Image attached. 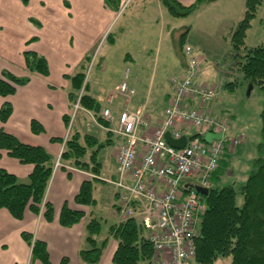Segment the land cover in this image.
<instances>
[{
	"label": "crops",
	"instance_id": "obj_1",
	"mask_svg": "<svg viewBox=\"0 0 264 264\" xmlns=\"http://www.w3.org/2000/svg\"><path fill=\"white\" fill-rule=\"evenodd\" d=\"M29 1L27 3H23L21 0L0 1V72L3 69H7L19 76H30L29 82L17 87L14 94L7 97L0 96V106L6 100L12 105L10 117L6 122H0V127L15 134L23 142L45 147L48 152L57 158L58 154L63 149V144L60 141L52 139L54 137L62 138L65 135V119L69 117L73 107V103H70L67 95L70 90L68 77L79 70V66L84 59V53L86 51L90 52L91 47H93L95 43L93 44L94 40H92V33L89 34V26L87 27L88 32L85 34L83 32L84 24L81 22L78 25V29L74 28V30L78 32L73 30L65 34L66 37L69 36L68 38H70V40L74 39V51H68V43L65 41L66 48L62 52L60 51L61 49L53 52L55 54L53 64L50 63L51 61L48 54L42 50V47L39 49L34 45L31 48H27L44 55L49 63V74L47 76L29 72L26 69L23 58L24 46L29 47V43L31 42V44L37 43L39 41L38 36H31L30 33H23L20 35L16 33H5V28L7 26L14 25L11 23L13 19H7L5 15H9L14 9H25ZM72 1L74 3L78 0ZM178 1L183 5H189L196 0ZM158 2L163 6L160 0H158ZM13 3L16 4L15 7L12 6ZM61 4L60 10L61 17L63 18V15H69L71 6L69 0H61ZM205 4L206 3L201 6ZM103 5L102 3V8H104ZM38 8L39 10L44 8L43 1H40ZM78 9L80 8L76 7V10ZM106 12H108V10ZM109 13L111 15V12ZM42 14L43 13H41V15ZM26 18L25 21L28 28L32 27L34 21V24H39V27H42L40 20L35 18L33 14L27 15ZM32 19L35 20L33 21ZM103 32L102 35H104ZM55 33L58 34V30H56ZM108 33L110 38L113 39L110 32ZM100 34L101 33H98L96 35L95 40L100 37ZM106 35L104 37L105 39ZM31 38L34 39L30 40ZM46 39L48 40L47 47L50 42H52L50 48L53 47L54 42L50 41L49 38ZM158 55L159 52L155 56L157 57ZM123 56L135 57V53L130 49L126 51ZM181 70L182 69H179L177 73H182ZM134 72H136V70H134ZM199 80L203 82V80ZM128 83L137 91L138 83H133L130 76ZM167 85V89L165 91L161 90L160 95L152 102L149 100L151 93L146 99L138 93L130 99H126L118 92L117 95L107 94L102 87H94L93 89L91 85H89V90L96 100L100 102L101 108L108 107L114 114H117L124 108L132 111L139 108L145 109L151 120L152 128L156 125L157 121L163 117V110L165 108H158L156 101L165 100V104L167 105L168 103L171 89L169 82H167ZM218 100V104H220L219 112H221L222 115L228 114V118L223 117L228 122V130L225 132V138L243 132L244 139L234 148L230 147V141L226 140L224 153L219 164L220 167L211 176L210 186L218 188L225 184H232L236 189H239L242 185L237 187L236 184L242 183L238 180V176L240 162L242 160L241 156L244 155L247 144V132L245 133L244 130L240 129L241 125L239 126L235 114L226 109V106L221 103V99ZM201 109L207 108L201 106ZM209 109L211 108L209 107ZM215 110L216 107H213V111ZM223 110H226L228 113H225V111L222 112ZM80 112L81 118L79 117L80 119L76 128L73 123L72 129L74 128V131L79 132L81 135L89 134L96 137L98 142L106 143L97 153V159L101 164L100 173L97 175L93 174L88 170L74 167L67 161L62 163V167L54 169L45 193V200L50 201L53 206V219L51 221L46 220L42 214H34L30 210H26L23 219L19 220L12 217L7 210L0 209V264H43L38 259L32 261L31 246L22 236L23 231L32 235V241L37 239L45 242L50 264H90L81 260L79 256V251L81 249L90 247L86 240V223L90 218H96L101 225L100 233L96 237L97 242L101 243L104 238L108 237L101 258L95 264H114L112 256L117 247V241L113 237L108 236V228L112 224L121 222L122 214L119 208L120 203H118L117 190L108 180L112 181L118 179L119 173L116 154L122 139L116 134L109 132L106 129L107 124L103 122V120H98L97 124L94 123L91 116L92 114L94 115L92 111L83 108ZM77 116L78 115H76V117ZM82 117H88V120L92 124V128L86 126V120L82 119ZM32 119L37 120L42 125L43 130L41 132L34 133L31 130L30 122ZM109 146L112 148L114 147V149L109 150ZM96 147L97 145L95 144L88 146L87 155ZM100 155L102 156V160L100 159ZM0 167L15 174L20 182L28 181V175L33 168L32 164L20 163L17 159L9 156L4 150H0ZM91 178L95 179L92 190L95 204L88 206L79 205L74 201V196L78 192L81 183ZM97 199H100V201L104 203L102 204V209L97 206ZM64 203L71 209L83 210L85 216L76 224L69 227L62 226L58 222V218ZM103 222H105V224L108 222V224H106L107 231L105 234H102ZM144 233L147 235L148 230L145 229ZM225 262L228 264L229 259Z\"/></svg>",
	"mask_w": 264,
	"mask_h": 264
},
{
	"label": "trees",
	"instance_id": "obj_2",
	"mask_svg": "<svg viewBox=\"0 0 264 264\" xmlns=\"http://www.w3.org/2000/svg\"><path fill=\"white\" fill-rule=\"evenodd\" d=\"M21 1L27 3L29 0ZM160 1L171 15L182 17L197 10L202 4L214 0H196L189 5H183L178 0ZM262 1H244L243 16L231 30L230 43L235 51L234 55L238 56L236 64L241 75L250 87L258 86L264 99V37L263 41L256 46L249 48L244 46L246 31ZM108 35L109 33L106 38ZM182 38L180 45L183 41ZM241 48L244 50L242 53L239 52ZM23 58L29 72L43 76L49 74V63L44 55L34 50L25 49ZM87 59L88 57H85L79 70L68 77L70 90L67 95L70 103H73L82 88L80 105L98 114L101 104L91 94L88 79L85 80V61ZM29 80V75L19 76L10 70L3 69L0 72V96L7 97L14 94L17 87L27 84ZM237 84L235 79L226 82L223 87L233 90ZM11 112V103L7 100L4 101L0 106V122H6ZM218 116L228 118L221 113ZM98 119L102 121L100 117ZM260 120L261 130L260 141L257 144V156L252 162L244 184L239 189H236L232 184H225L218 188L209 186L208 193L202 195L206 203V211L202 216L195 238V263L213 264L219 256H222L229 258L228 264H264V101L260 110ZM65 122L67 124L68 118L65 119ZM30 127L34 133L43 130L42 125L35 119L31 120ZM52 140L63 143V137H54ZM94 144L97 147L87 155V147ZM105 145L106 143L98 142L92 135H81L74 131L64 142L59 161L62 163L67 161L74 167L88 170L97 175L101 168L97 153ZM0 150H4L20 163L33 166L27 182H20L15 174L0 167V209L7 210L12 217L21 220L26 210L39 214L43 205L41 214L46 220L51 221L53 206L50 201L45 200V193L57 158L45 147L23 142L15 134L4 130L3 127H0ZM219 167L220 165L212 175ZM94 181L95 179L91 178L81 183L74 196V201L77 204L83 206L95 204L92 195ZM238 194L242 197L240 205L237 204ZM120 207L121 205H119ZM84 216L83 210L71 209L64 203L59 213L58 222L62 226L69 227L78 223ZM100 229V222L96 218H90L87 221L86 240L90 247L79 251L81 260L87 263H97L106 245L108 237L104 238L101 243L97 242L96 237L99 235ZM144 230V226L136 216L122 219L121 222L109 226L108 236L117 241V247L112 256L114 264L151 263L154 250ZM22 236L31 246L32 261L38 259L43 264H50L45 242L37 239L32 241V235L25 231L22 232Z\"/></svg>",
	"mask_w": 264,
	"mask_h": 264
},
{
	"label": "rangeland",
	"instance_id": "obj_3",
	"mask_svg": "<svg viewBox=\"0 0 264 264\" xmlns=\"http://www.w3.org/2000/svg\"><path fill=\"white\" fill-rule=\"evenodd\" d=\"M40 1L44 2L42 10L38 8ZM244 1L214 0L186 16L175 17L164 5L161 6L158 0H78L74 3L69 0L71 10L69 15L65 14L62 18L61 0H30L25 9H14L9 15H5L7 19H13L11 23L14 24L7 26L5 33L17 35L30 33L31 36H38L37 43L31 44V42L29 47L24 46V48H31L34 45L39 49L42 47V50L48 54L50 63L53 64L55 57L53 52L59 49L62 52L66 48L65 41L68 43V51H74V39L70 40L65 34L73 31L74 28L78 29V25L82 22L83 32L86 34L89 26V34L92 33L93 44L95 43L94 46L92 44L91 51H86L83 55L84 59L88 57L85 61V73L91 87L93 89L102 87L107 94L117 95L118 84L123 80L128 83L130 76L133 83H138L135 94L138 93L146 99L151 93L150 102L160 95L161 90L167 89L168 79L185 67L186 58L182 48L191 47L199 61V79L203 80L204 84L214 85L217 93L216 100L212 103L208 102L205 105L207 109L203 110H210L209 115H211L213 107H216L211 116L222 118L218 116V113H221L218 99H221L226 109L235 114L239 126L241 125L240 129L247 132V144L244 155L241 156L238 176V180L242 183H237L238 187L245 182L252 162L257 156L261 130L260 110L264 101L258 86L250 87L238 70L236 64L238 56L234 55L235 51L230 43L231 30L243 16ZM15 5L12 4L13 7ZM76 7L80 9L76 10ZM30 14L40 20L42 27L34 24L35 19L34 25L31 23L32 27L26 26L25 19ZM56 30L58 34L55 33ZM108 32L113 39L110 35L104 38ZM98 33H101L100 37L95 40ZM263 37L264 0L257 7L250 27L246 31L244 46L247 48L256 46L263 41ZM46 38L54 42L53 47L50 48L52 42L47 47ZM181 38L183 41L180 45ZM130 49L135 53V57H124L123 54ZM243 51L241 48L239 52ZM158 52L159 55L156 57ZM126 70L128 77L125 78ZM235 79L238 84L233 90L223 87L226 82ZM199 82L201 83L200 80ZM165 103V100L156 101L158 108H164ZM224 111L228 113L226 110L222 112ZM80 113L79 110L78 116L74 119L75 128L81 118ZM82 119L86 120V126L92 128L88 117ZM74 130L71 128L70 134ZM142 130L143 128H140L139 133ZM152 130L154 127L148 132ZM108 149L114 147L109 146ZM100 159L102 160L101 155ZM241 203L242 197L238 194L237 204ZM102 204L104 203L99 199L97 206L100 209ZM106 224L105 222L102 224V234L107 231ZM228 259L219 256L213 264H226L225 261Z\"/></svg>",
	"mask_w": 264,
	"mask_h": 264
},
{
	"label": "built area",
	"instance_id": "obj_4",
	"mask_svg": "<svg viewBox=\"0 0 264 264\" xmlns=\"http://www.w3.org/2000/svg\"><path fill=\"white\" fill-rule=\"evenodd\" d=\"M186 58L182 73L169 78L171 93L154 130L143 108L135 111L127 108L114 115L108 108L100 110L99 116L110 122L106 128L120 136L116 162L118 179L108 180L117 190L122 219L136 216L152 244L154 255L150 264H192L196 243L206 203L195 187L210 186L212 173L217 169L224 153L226 140L234 148L244 133L225 138L227 122L209 115L201 109L217 98L214 85L198 81L199 61L191 47L183 49ZM128 70L125 78L128 77ZM118 92L127 99L135 95V89L123 80ZM82 88L73 104L63 144L81 109L79 100ZM97 124L95 115H91ZM143 130L139 133V129ZM169 131L173 138L182 135L187 142L182 148L170 146L164 138ZM207 132L221 133L220 139L206 143ZM62 164L57 158L54 168ZM43 205L41 206L42 212Z\"/></svg>",
	"mask_w": 264,
	"mask_h": 264
},
{
	"label": "water",
	"instance_id": "obj_5",
	"mask_svg": "<svg viewBox=\"0 0 264 264\" xmlns=\"http://www.w3.org/2000/svg\"><path fill=\"white\" fill-rule=\"evenodd\" d=\"M164 138H165V141L170 146L175 147V148H182L187 142V137L185 135H182L179 138H173L169 131H166L164 133ZM220 138H221V133H212V132H207L203 137L206 143H209L212 139H220ZM195 189L197 192L203 195L207 194L209 191L208 188L200 187V186H196Z\"/></svg>",
	"mask_w": 264,
	"mask_h": 264
}]
</instances>
